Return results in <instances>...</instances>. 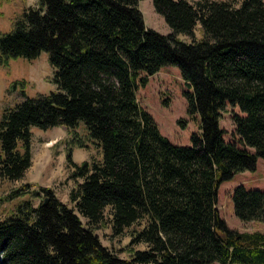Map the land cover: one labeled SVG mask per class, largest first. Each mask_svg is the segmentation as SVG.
I'll return each instance as SVG.
<instances>
[{
  "label": "trees",
  "instance_id": "obj_1",
  "mask_svg": "<svg viewBox=\"0 0 264 264\" xmlns=\"http://www.w3.org/2000/svg\"><path fill=\"white\" fill-rule=\"evenodd\" d=\"M139 1L38 0L0 36V66L47 52L58 88L22 92L1 114L0 179L31 166L32 128L82 122L102 151L101 161H70V178L81 179L73 207L31 184L0 198L27 197L0 221V264H264V232L230 230L217 210L219 185L264 160V0H151L168 35L145 27ZM166 66L178 68L187 112L200 118L191 146L170 143L136 98ZM228 105L241 112L231 113L230 142L219 126ZM231 196L237 219L264 221V191L239 185ZM106 211L115 234L133 227L130 246L147 249L121 259L102 246L93 228Z\"/></svg>",
  "mask_w": 264,
  "mask_h": 264
},
{
  "label": "rangeland",
  "instance_id": "obj_2",
  "mask_svg": "<svg viewBox=\"0 0 264 264\" xmlns=\"http://www.w3.org/2000/svg\"><path fill=\"white\" fill-rule=\"evenodd\" d=\"M195 2L197 0H188ZM231 1L238 5L241 0ZM38 0H0V36L14 29L16 21L29 7H36ZM138 8L142 13L144 25L161 35L172 33L164 19L155 12L151 0H141ZM196 28V37H200ZM177 38L184 43H191L192 39L185 34H178ZM54 69L49 63L47 52H41L33 60L18 58L10 60L7 66H0V117L5 109L13 108L22 101V92L25 97L35 98L47 96L57 92L58 88L53 82ZM20 82L14 87V83ZM180 72L175 66H166L153 76L148 77L145 85H139L136 98L140 106L145 109L158 126L162 136L170 143L179 146H191L193 134L201 133L200 118L196 114L191 116L187 112L184 92L187 91ZM241 114L238 107L227 106L219 120V126L224 130V141H233L234 125L231 113ZM31 139V166L27 169L22 179L8 181L0 179V198L25 184H31L30 191L47 188L53 192L59 201L73 207L69 200L71 190L81 179H72L70 175L75 170L72 161L79 166L82 162L102 160V151L95 141L90 139L85 125L80 122L76 129L54 127L47 130L32 128ZM240 148H244L239 145ZM245 149L254 154L252 148ZM70 155V156H68ZM242 185L246 190L264 191V160L258 159L253 171L236 173L231 179L223 181L217 189V210L219 216L225 221L228 229L240 233L264 232V221L242 222L234 215L232 191L236 186ZM25 198L4 202L0 205V221L11 213L19 202ZM39 200H34L37 205ZM79 215L77 212H75ZM105 222L93 228L102 246L118 255L121 259L131 257L133 251H144L147 246L139 243L130 246L131 231L126 229L117 235L108 222L107 211ZM83 225L87 227L86 220L79 216ZM135 228H139L135 224ZM218 264V263H213Z\"/></svg>",
  "mask_w": 264,
  "mask_h": 264
}]
</instances>
